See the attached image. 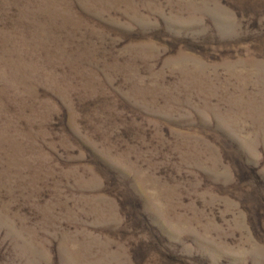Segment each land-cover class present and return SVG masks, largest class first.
I'll list each match as a JSON object with an SVG mask.
<instances>
[{"label": "rangeland", "instance_id": "rangeland-1", "mask_svg": "<svg viewBox=\"0 0 264 264\" xmlns=\"http://www.w3.org/2000/svg\"><path fill=\"white\" fill-rule=\"evenodd\" d=\"M0 264H264V0H0Z\"/></svg>", "mask_w": 264, "mask_h": 264}]
</instances>
